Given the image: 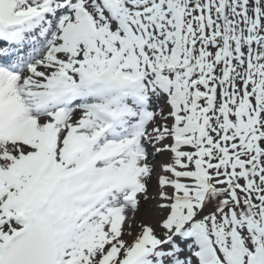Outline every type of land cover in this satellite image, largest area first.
I'll return each mask as SVG.
<instances>
[{
    "label": "snow or ice",
    "instance_id": "snow-or-ice-1",
    "mask_svg": "<svg viewBox=\"0 0 264 264\" xmlns=\"http://www.w3.org/2000/svg\"><path fill=\"white\" fill-rule=\"evenodd\" d=\"M0 264H264V0H0Z\"/></svg>",
    "mask_w": 264,
    "mask_h": 264
},
{
    "label": "rangeland",
    "instance_id": "rangeland-1",
    "mask_svg": "<svg viewBox=\"0 0 264 264\" xmlns=\"http://www.w3.org/2000/svg\"><path fill=\"white\" fill-rule=\"evenodd\" d=\"M159 159L163 160V159H166V156H162V157H159ZM144 207H151V205H145Z\"/></svg>",
    "mask_w": 264,
    "mask_h": 264
}]
</instances>
